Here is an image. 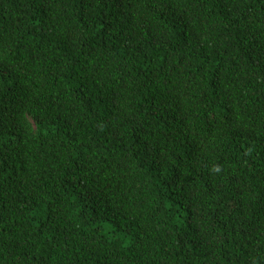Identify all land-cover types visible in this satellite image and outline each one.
Masks as SVG:
<instances>
[{"label": "trees", "instance_id": "1", "mask_svg": "<svg viewBox=\"0 0 264 264\" xmlns=\"http://www.w3.org/2000/svg\"><path fill=\"white\" fill-rule=\"evenodd\" d=\"M0 264H264V0H0Z\"/></svg>", "mask_w": 264, "mask_h": 264}]
</instances>
